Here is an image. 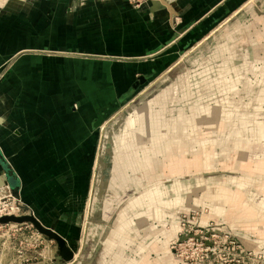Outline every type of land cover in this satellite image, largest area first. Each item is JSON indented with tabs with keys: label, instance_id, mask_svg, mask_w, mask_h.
Instances as JSON below:
<instances>
[{
	"label": "crops",
	"instance_id": "crops-1",
	"mask_svg": "<svg viewBox=\"0 0 264 264\" xmlns=\"http://www.w3.org/2000/svg\"><path fill=\"white\" fill-rule=\"evenodd\" d=\"M152 2L149 10H143L128 0H37L32 16H0V196L12 194L19 199L69 246L74 244L78 218L90 193L98 126L105 112L134 93L139 78L154 79L174 64L189 42L194 44L224 25V37L232 39L235 30L244 29L238 37L252 46L239 50L226 47L227 52L244 55L242 65L232 68L240 75L239 82L254 84L253 76L255 83L264 87V56L260 55L261 48L264 51V16L255 15L253 24L243 27L238 16L246 11L247 0H170L169 6ZM30 20L33 24L26 25ZM228 68L224 82H228ZM224 82L218 85L224 86ZM193 96L189 95L187 102L192 104L190 108L198 106L191 102ZM166 98L168 106L173 97ZM199 98L200 111L191 109L192 113L186 114V109L184 114L160 120L159 126L148 125L147 116L139 124L143 134L138 135L140 129L137 131L133 122L129 129L135 131L134 140L129 148L142 151L140 164L149 167L145 178L161 180L165 190L170 179L174 180L173 188H180L183 177L179 176L211 159L215 169L196 174L199 184L205 183L200 187L212 190L206 193V188L202 189V204L207 205L208 200L215 217L256 229L261 236L256 239L258 247L263 249L264 93L255 99L225 97L224 103ZM157 106L159 118L164 102L160 99ZM154 109L156 106L150 109L152 114ZM136 114L133 111L129 119L137 118ZM197 118L202 120L200 125ZM202 136L206 137L205 147L200 145L204 143ZM195 146L201 150L195 152L193 160L187 159V150ZM220 148L221 154L217 152ZM114 156L116 160V151ZM126 165L138 171L134 158ZM155 190L133 200L128 209L142 203L152 207L155 202L147 199L162 192L157 186ZM237 199L245 211L233 210ZM122 214L124 220L126 214ZM122 224L124 221L114 234L130 228ZM105 243L101 244L103 249ZM107 257L100 253L82 264L124 260L122 255H114L110 261Z\"/></svg>",
	"mask_w": 264,
	"mask_h": 264
},
{
	"label": "rangeland",
	"instance_id": "rangeland-1",
	"mask_svg": "<svg viewBox=\"0 0 264 264\" xmlns=\"http://www.w3.org/2000/svg\"><path fill=\"white\" fill-rule=\"evenodd\" d=\"M36 1L0 0V3H4L0 5V16H32ZM128 1L130 3V0ZM152 1L154 3V0ZM157 1H159L157 5L162 2L161 0ZM164 1L167 3L166 5H170L167 2L170 0ZM131 5L133 6V4ZM246 6V11H242L238 16L244 23L243 27L248 26L250 23L253 24L256 18L255 15L264 16V0H247ZM45 8L47 9V7ZM149 8L150 4L137 9L149 10ZM25 24L32 25L33 21H25ZM224 27V25H221L216 32L194 44L189 42L190 44L186 45L184 53L179 54L178 59L170 68L149 81H142V78H139L134 93L123 99L117 108L104 113V119L98 126L100 138L96 160L91 171L90 193L85 208L78 218V230L73 237L74 244L71 245L72 247L68 245L75 251L76 261L64 262L58 254L57 243L40 234L32 224H9L0 225V264H82V261L89 257L97 255L100 257V253L108 256L109 261L113 260L112 256L114 255L124 256L123 261H111L107 264H127L126 260L134 261V264H182L173 249L181 229L182 217H190L191 221L195 219L197 224L202 226L213 224L219 229L218 231L230 235L248 252L255 254L256 259L252 261L253 264H264V254L261 253H264V247L263 249L258 247L256 239L261 238V236L256 229H246L242 222L231 223L221 217H215L211 214L208 200L206 201L207 205L202 204L204 201L202 189L206 188L207 193V190L211 188L200 187V184L205 183L200 182L199 184L198 175L196 174L215 169L211 159L206 158L205 163L199 164V167L191 168L185 176H177L178 179L183 177L180 188H173L174 180L170 179L166 183L168 190H165V185H161V180L145 178L144 171L149 167L140 164L139 155L142 154V151L138 153V151H131L129 148L130 141L133 143L135 133L134 130L130 131L129 126L136 121L137 131L140 129L139 135L143 130L139 127V124L144 123L147 116L149 118L148 125L150 123V125L159 126L160 120L165 122L166 118L171 119L174 116L184 114L186 109V114H191V109L199 110L200 108L201 110L199 97H210L209 99L213 101L224 103L225 97H253L255 99V97H259L264 93V87L256 84L253 76H251V81L254 84L246 86L239 82L240 75L237 76L234 69L232 71L235 66L242 65L243 60L241 58L244 55L240 52L237 54L227 52L226 47L238 50L248 44L249 48L252 47L251 43L248 41L242 42L238 37L244 29L235 30L236 37L229 39L223 36ZM263 54L264 51L261 48L260 55L263 57ZM226 67L231 68V70L228 68V82H224L226 81ZM231 74L234 80L230 79ZM221 80L224 82L225 87L221 84L218 85L223 83ZM189 95H194L191 102H194L193 104L198 103L197 107L190 108L192 104H187L188 100L190 102L191 99ZM158 96V100H154ZM166 97H173L168 106H165ZM151 99H153V103H150ZM160 99L161 102H164V107H161L163 113L158 118L156 114H158L160 106H157V104L159 105ZM248 102L247 99L244 104ZM257 104L261 103L258 102ZM262 104L264 109V101ZM155 106L156 109L153 110L154 113L152 114L150 109ZM133 111L137 113V118L131 120L129 117ZM221 120L223 121L222 118ZM197 121L199 125V122H202L201 118H197ZM168 124L170 125V123ZM191 128L187 129L188 133L192 131ZM187 131L185 130V133ZM174 134L176 133L174 132ZM205 136L207 137V135ZM206 137H201L203 140L201 141L204 142L200 144L201 146L205 147L207 145ZM116 142L117 148L115 149ZM200 150L199 146L187 150V159L193 160L195 152ZM115 151L117 161L114 159ZM185 151L186 149L182 148V152ZM217 152L221 154V148L217 149ZM130 158L136 160L138 171L134 172V169L126 165ZM203 160L201 158V161ZM256 165L257 162H255L252 169H255ZM221 166L218 167L221 168ZM210 185L215 187L212 181ZM156 186L161 188L162 192L160 196L156 197L154 195L155 199H147L149 202H155L152 207L148 206V203L147 205L142 203L141 206L128 209V206L134 202L133 200H137L142 194L148 193L149 190L156 193ZM219 188L222 189L224 186ZM178 189L179 192L177 193ZM262 190H264V187ZM2 197L0 196V198ZM241 203L237 199L236 208L233 209L235 212L245 211ZM21 204L22 215L33 214L29 207L22 202ZM158 210L159 212H157ZM256 212L258 211L251 213L252 215L249 216L255 215ZM121 214L123 216L126 214L124 220L120 217ZM142 214H145L146 217H143L147 221L143 219L140 224L139 220L142 218L140 217ZM2 215L4 214L0 216ZM121 220L124 221L122 226L129 225L130 228L128 230L122 228L116 232V236L114 232L120 222L123 223ZM173 226L178 227V229L174 230ZM126 237L127 239H125ZM118 238H123L124 241ZM103 242H106L104 249L101 246ZM225 252H228V256L230 255L231 258L236 257L238 254L235 250H228V247L221 245L217 251V256H222ZM258 260L259 262H257Z\"/></svg>",
	"mask_w": 264,
	"mask_h": 264
},
{
	"label": "built area",
	"instance_id": "built-area-1",
	"mask_svg": "<svg viewBox=\"0 0 264 264\" xmlns=\"http://www.w3.org/2000/svg\"><path fill=\"white\" fill-rule=\"evenodd\" d=\"M151 2L152 0H130V3L137 8L149 5ZM1 214H4L2 216H21V201L12 194L4 195L0 198ZM180 227L173 249L182 264H253L252 261L256 259L255 254L248 252L230 235L218 231L219 229L213 224L202 226L197 224L195 219L191 221L190 217H182ZM221 245L228 247V250L238 252L237 256L231 258L228 252L217 256Z\"/></svg>",
	"mask_w": 264,
	"mask_h": 264
},
{
	"label": "water",
	"instance_id": "water-1",
	"mask_svg": "<svg viewBox=\"0 0 264 264\" xmlns=\"http://www.w3.org/2000/svg\"><path fill=\"white\" fill-rule=\"evenodd\" d=\"M161 1L167 4L164 0ZM9 224H32L40 234L48 237L49 239L57 243L58 254L64 262L70 263L73 261L74 251H72V249L68 246L67 241L56 231L44 226L40 222V220H38L34 215H21V216L11 215V216L0 217V225H9Z\"/></svg>",
	"mask_w": 264,
	"mask_h": 264
},
{
	"label": "bare ground",
	"instance_id": "bare-ground-1",
	"mask_svg": "<svg viewBox=\"0 0 264 264\" xmlns=\"http://www.w3.org/2000/svg\"><path fill=\"white\" fill-rule=\"evenodd\" d=\"M154 2H155V5L157 6V4L159 3V1H157V0H154ZM162 3V2H161ZM4 3L2 2V3H0V5H3ZM150 172V171H149Z\"/></svg>",
	"mask_w": 264,
	"mask_h": 264
}]
</instances>
